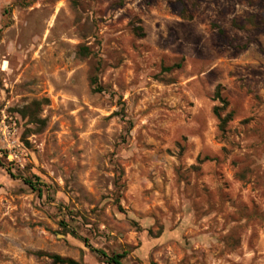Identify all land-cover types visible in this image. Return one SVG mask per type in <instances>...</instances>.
Masks as SVG:
<instances>
[{
    "label": "rangeland",
    "instance_id": "374dc122",
    "mask_svg": "<svg viewBox=\"0 0 264 264\" xmlns=\"http://www.w3.org/2000/svg\"><path fill=\"white\" fill-rule=\"evenodd\" d=\"M92 248L264 264V0H0V264Z\"/></svg>",
    "mask_w": 264,
    "mask_h": 264
},
{
    "label": "trees",
    "instance_id": "16d2710c",
    "mask_svg": "<svg viewBox=\"0 0 264 264\" xmlns=\"http://www.w3.org/2000/svg\"><path fill=\"white\" fill-rule=\"evenodd\" d=\"M218 97L220 98V100L223 102V103H226V100L224 98L221 97L220 93L218 92ZM215 114L218 116V118L220 119V122H221V128L224 129V125L227 123V121L230 119V116H231V113H229L226 117H222L220 111H219V108L216 107L215 108ZM25 182L27 184H29L30 186H32L34 188L35 183L30 180V179H27L25 178L24 179ZM39 190L41 191L42 189L39 188ZM74 232V231H73ZM92 250L98 254H100L102 256V258L105 260V262L109 263V264H124L123 262V259L125 257V253H113V254H108L106 253L105 251L103 250H100V249H95V248H92ZM53 260L56 262V263H61V264H82V263H79L78 261L72 259V258H68V257H64V256H61L59 254H52L50 255Z\"/></svg>",
    "mask_w": 264,
    "mask_h": 264
}]
</instances>
